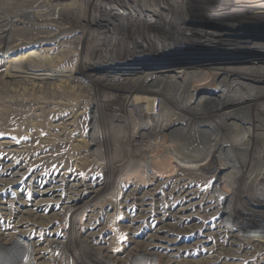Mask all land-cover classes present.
Wrapping results in <instances>:
<instances>
[{
  "label": "bare ground",
  "instance_id": "6f19581e",
  "mask_svg": "<svg viewBox=\"0 0 264 264\" xmlns=\"http://www.w3.org/2000/svg\"><path fill=\"white\" fill-rule=\"evenodd\" d=\"M37 4L34 47L44 58H34V66L40 68L57 50L44 46L57 42L69 54L78 46L80 57L96 54L98 67L109 57L113 63L101 76L102 83L90 84V78L81 74L75 80L77 91L88 96L95 87L109 85L120 93L123 110L133 116L136 136L152 142L157 133L169 132L176 158L186 163L179 165L184 173L167 185L162 197L155 187H134L122 197L124 227L131 239L138 236L142 222L138 220L143 219L148 226L138 241L143 249L164 251L162 264H178L171 255L190 249H200L204 258L183 264H264V0H37ZM93 29L97 36L92 37ZM5 49L3 55L8 56L9 48ZM18 69L12 67L6 75H15ZM54 77L55 73L39 70L31 81L41 88ZM65 79L72 80L70 75ZM109 117L123 122L116 113ZM0 145L8 148L6 142ZM12 159L3 160L2 190L14 188L25 177L24 165ZM188 176L201 183L194 185ZM75 179L68 181L66 197L57 198L59 205L51 211L62 212L74 203L79 188H94ZM30 188L34 193V185ZM35 192L31 211L22 202L10 217L33 214L36 204L57 200L53 189L38 186ZM13 194L22 200L19 191ZM45 214L35 217L48 218ZM95 226L88 234L94 247ZM167 226L193 233L188 241L170 240L166 234L160 236ZM22 228V236L32 232L31 227ZM37 244L35 260H46ZM97 251L115 264L131 260L125 250L117 254L98 246ZM252 251L258 255L251 256Z\"/></svg>",
  "mask_w": 264,
  "mask_h": 264
},
{
  "label": "rangeland",
  "instance_id": "374dc122",
  "mask_svg": "<svg viewBox=\"0 0 264 264\" xmlns=\"http://www.w3.org/2000/svg\"><path fill=\"white\" fill-rule=\"evenodd\" d=\"M37 6V0H0V144H8L7 149L0 145V170L3 169V160L13 158V163L24 165L26 172L22 180L16 185L14 183V188L0 189V264H115L97 255L98 246L110 252L119 251L117 254L125 250L126 255L131 256L128 257L131 260L125 261L129 264H162L160 258L164 251L143 249L142 242L138 241L148 226L143 219L138 220L142 221L138 236L131 239L124 227L125 208L120 201L134 187H155L154 192L162 197L167 192V185L184 173L179 165L186 163L176 158L169 132L157 133L152 142L136 136L133 116L123 110L124 106L117 98L120 93H114L117 91H112L109 85L95 87V92L91 91L88 96L77 91L75 80L81 74L90 78V84L95 80L102 83L104 77L101 76L113 63L109 57L98 67L99 56L96 54V57L91 53H87L85 58L80 57L77 54L79 46L73 47L74 51L69 54V49L59 47L57 42L44 46L47 50L53 47L57 50L40 68L34 66V58H44L41 57L43 52L34 47L38 40L35 36L38 35L34 30L33 12ZM95 32L93 29L92 37L97 36ZM7 47L9 55L4 56ZM15 66L19 68L15 74L17 77L6 75ZM39 70L55 73L52 81L41 88L37 83L35 85L34 80L31 81ZM66 75L72 78L70 82L65 79ZM106 80L116 82L111 78ZM111 113H116L123 122L111 121ZM72 178L94 188H79L77 197V192L72 196L76 198L74 203L62 212L51 211L59 205L58 199L66 197L69 191L67 183ZM187 178L194 185L201 183L195 177ZM32 185L34 193L30 188ZM38 186L53 189L54 198L58 199L36 204L34 218L33 214L10 217L9 214L22 207V202L26 210L31 211L33 204L30 202L37 197L35 190ZM17 191L22 195L21 203L14 199L16 195L13 193ZM158 205V202L153 203L154 207ZM44 211L48 218L35 217V214L43 215ZM18 219L22 225H18ZM25 225L31 227L32 232L22 236L20 231ZM94 226L95 241L98 242L95 247L88 238L90 228ZM169 229L172 227L164 228L160 236L166 234L170 240L188 241L193 233ZM35 241L39 242L35 248L46 260H35L38 257L34 253ZM257 252L249 254L257 256ZM202 254L200 249H190L187 253L172 254L171 259L183 264L204 258Z\"/></svg>",
  "mask_w": 264,
  "mask_h": 264
}]
</instances>
